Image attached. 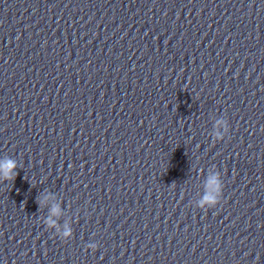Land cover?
<instances>
[{
    "label": "clouds",
    "instance_id": "clouds-1",
    "mask_svg": "<svg viewBox=\"0 0 264 264\" xmlns=\"http://www.w3.org/2000/svg\"><path fill=\"white\" fill-rule=\"evenodd\" d=\"M222 123V122H220ZM17 165L15 163V161L11 160V159H7L4 162L0 163V178L4 179V180H14L15 179V169H16ZM211 184L215 185L216 184V180L213 179L211 181ZM207 201L212 202L213 198L212 197H206L205 198ZM58 210L57 209H53V214H56ZM51 223V222H50ZM71 235L70 230L66 231L64 233V238H68ZM94 247V246H93Z\"/></svg>",
    "mask_w": 264,
    "mask_h": 264
}]
</instances>
